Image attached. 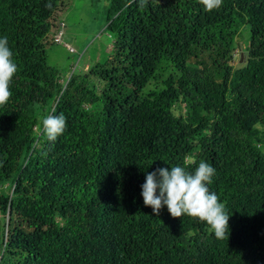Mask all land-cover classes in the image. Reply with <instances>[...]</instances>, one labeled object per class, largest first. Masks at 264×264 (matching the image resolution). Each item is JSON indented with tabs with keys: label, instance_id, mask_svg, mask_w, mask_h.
<instances>
[{
	"label": "trees",
	"instance_id": "16d2710c",
	"mask_svg": "<svg viewBox=\"0 0 264 264\" xmlns=\"http://www.w3.org/2000/svg\"><path fill=\"white\" fill-rule=\"evenodd\" d=\"M61 1L0 0L18 65L0 106V264H264V0H108L107 58L59 82L46 47ZM61 113L49 141L41 122ZM201 160L224 239L143 202L146 171Z\"/></svg>",
	"mask_w": 264,
	"mask_h": 264
},
{
	"label": "clouds",
	"instance_id": "9594fccd",
	"mask_svg": "<svg viewBox=\"0 0 264 264\" xmlns=\"http://www.w3.org/2000/svg\"><path fill=\"white\" fill-rule=\"evenodd\" d=\"M146 0H140L143 7ZM205 11L219 9L223 0H199ZM18 72V65L13 59L7 36L0 38V106L6 105L12 96L10 84ZM43 133L49 141H55L66 129V117L50 114L42 120ZM190 159V158H189ZM215 169L201 160L194 171L184 166L157 168L145 172L146 182L141 185L144 205L153 209L159 216L163 207L171 217L188 216L205 222L217 239L229 235L230 215L219 196L210 191Z\"/></svg>",
	"mask_w": 264,
	"mask_h": 264
},
{
	"label": "rangeland",
	"instance_id": "374dc122",
	"mask_svg": "<svg viewBox=\"0 0 264 264\" xmlns=\"http://www.w3.org/2000/svg\"><path fill=\"white\" fill-rule=\"evenodd\" d=\"M61 4L62 8L53 15V22L63 23L61 43L46 47V65L56 69L59 82H65L69 74L81 76L95 63H102L110 52L112 40L104 30L108 0H62ZM56 32L52 29L49 36ZM247 38L244 30L236 36L235 68L242 61V58L237 61V57ZM89 81L93 86L94 80Z\"/></svg>",
	"mask_w": 264,
	"mask_h": 264
},
{
	"label": "built area",
	"instance_id": "2783aa9c",
	"mask_svg": "<svg viewBox=\"0 0 264 264\" xmlns=\"http://www.w3.org/2000/svg\"><path fill=\"white\" fill-rule=\"evenodd\" d=\"M53 42L55 44H60L61 43V32H58L54 37H53Z\"/></svg>",
	"mask_w": 264,
	"mask_h": 264
}]
</instances>
